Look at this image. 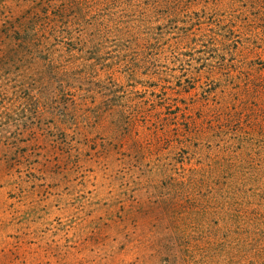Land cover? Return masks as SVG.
<instances>
[{"label": "rangeland", "instance_id": "374dc122", "mask_svg": "<svg viewBox=\"0 0 264 264\" xmlns=\"http://www.w3.org/2000/svg\"><path fill=\"white\" fill-rule=\"evenodd\" d=\"M248 3L0 0V264H184L174 250L209 246L255 259L264 184H231L196 139L245 59L259 66L234 27Z\"/></svg>", "mask_w": 264, "mask_h": 264}, {"label": "trees", "instance_id": "16d2710c", "mask_svg": "<svg viewBox=\"0 0 264 264\" xmlns=\"http://www.w3.org/2000/svg\"><path fill=\"white\" fill-rule=\"evenodd\" d=\"M160 1L92 0L100 8L111 7L114 10H124L120 7H133L141 3H144L145 9H148L152 5H158ZM172 1L176 4L182 3V0ZM241 15V24L234 26L237 28L235 30L241 33L242 50L240 52L242 55L246 54L245 58H249L250 55L256 57L259 66L254 67L252 66L254 60L245 59L243 63H248V68L243 67L239 70L240 81L236 85L243 87L227 94L223 99V105L215 109L212 117L208 119V131L200 134V137L196 136V139L206 141L210 144L209 146L218 149L217 152L220 153L224 162L228 163V172L233 179L231 184H238L245 177L247 179L254 177L264 184V0H249L248 9ZM195 130L198 132L199 129ZM240 168L242 170L246 168L251 174L240 176L237 173ZM212 214L220 216L218 222L226 223L225 226L228 229L232 225L233 215L228 209L223 210L222 213H216L210 205L205 206L206 221ZM245 220L242 213L238 221L241 227L246 224ZM261 224L264 222L258 223V225ZM214 238L210 239L213 245ZM171 255L184 264H229L233 260L231 252H226L224 260H221L216 248L214 250L211 246L203 254L194 249L184 250L183 253H180V250L178 252L174 250ZM250 264H264V246Z\"/></svg>", "mask_w": 264, "mask_h": 264}]
</instances>
